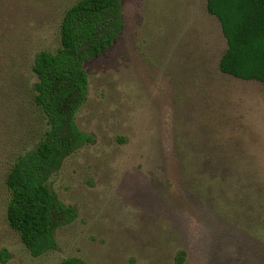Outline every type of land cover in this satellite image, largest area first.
Instances as JSON below:
<instances>
[{
	"label": "rangeland",
	"instance_id": "374dc122",
	"mask_svg": "<svg viewBox=\"0 0 264 264\" xmlns=\"http://www.w3.org/2000/svg\"><path fill=\"white\" fill-rule=\"evenodd\" d=\"M9 1L0 37L19 61L0 76L14 97L0 114V264H264V84L220 70L227 43L206 0H121V34L85 62L76 123L94 140L50 178L76 217L55 248L28 249L6 218L5 178L47 128L27 103L31 66L58 49L77 0Z\"/></svg>",
	"mask_w": 264,
	"mask_h": 264
},
{
	"label": "trees",
	"instance_id": "16d2710c",
	"mask_svg": "<svg viewBox=\"0 0 264 264\" xmlns=\"http://www.w3.org/2000/svg\"><path fill=\"white\" fill-rule=\"evenodd\" d=\"M10 2L0 0V13ZM206 8L219 20L227 43L220 70L264 84V0H206ZM123 28L121 0H77L64 13L58 49L42 50L32 62L37 79L26 99L47 128L39 131L34 148L24 147L13 158L5 185L7 221L35 255L55 248L56 230L76 217V209L59 200L50 178L68 156L94 140L76 123L89 94L85 62L109 50ZM1 36L0 76L19 61L6 49L7 36ZM13 98L0 88V114ZM60 264L86 263L70 257Z\"/></svg>",
	"mask_w": 264,
	"mask_h": 264
}]
</instances>
